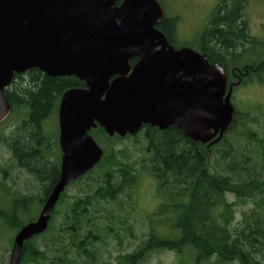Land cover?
<instances>
[{
  "label": "trees",
  "instance_id": "trees-1",
  "mask_svg": "<svg viewBox=\"0 0 264 264\" xmlns=\"http://www.w3.org/2000/svg\"><path fill=\"white\" fill-rule=\"evenodd\" d=\"M246 3L221 0L201 32L189 42H178L176 17L163 12L156 27L174 48L188 46L205 54L210 62L220 63L226 71L227 87L231 85L233 91L264 73V39L250 36ZM249 51L256 58L236 64V58ZM22 75L32 80L14 81ZM10 84L4 90L10 116L20 110L26 113L1 140L7 138L23 162L44 169L43 154L37 155L46 144L40 123L56 111L65 89L85 84L75 76L51 77L37 68L14 73ZM253 120L248 112L234 108L223 136L211 143L192 140L175 126L160 129L144 124L137 135L124 136H110L99 125L91 128L88 132L95 140L106 137L109 141L106 149L101 147L103 154L94 165L100 164V169L93 172L92 166L79 177L78 187L60 198L61 207L52 212L46 230L24 241L20 264H96L98 245H107L106 239L116 240L121 247L120 241L128 233L124 212L129 215L137 210L139 172L155 179L158 199L146 238L134 251L119 255L123 264H140L154 250L181 255L188 250L193 256L190 264H264V152L247 145L234 150L232 141L225 142L228 135L254 137L250 129ZM115 140L121 145L128 142L117 150L110 144ZM56 162L58 159H54L53 177ZM228 194L235 199L229 200ZM247 201L250 206L238 217L236 205ZM2 217L9 223L15 221L14 214L0 212V221ZM160 225H167L171 232H162ZM18 230L0 226V232H12L10 246ZM4 259L2 254L0 264H7Z\"/></svg>",
  "mask_w": 264,
  "mask_h": 264
},
{
  "label": "water",
  "instance_id": "water-1",
  "mask_svg": "<svg viewBox=\"0 0 264 264\" xmlns=\"http://www.w3.org/2000/svg\"><path fill=\"white\" fill-rule=\"evenodd\" d=\"M162 15L157 0H0V122L14 73L37 68L85 84L61 96L60 176L37 219L14 235L8 264H20L24 241L46 230L64 187L100 160L91 128L124 136L175 125L202 143L223 136L234 113L224 67L174 48L156 27Z\"/></svg>",
  "mask_w": 264,
  "mask_h": 264
},
{
  "label": "rangeland",
  "instance_id": "rangeland-1",
  "mask_svg": "<svg viewBox=\"0 0 264 264\" xmlns=\"http://www.w3.org/2000/svg\"><path fill=\"white\" fill-rule=\"evenodd\" d=\"M157 1L161 4L165 15L177 18V40H179V43H185L194 40L197 34L201 32L213 9L221 0ZM245 15L248 21V32L250 36L257 39H264V0H247ZM255 58L256 56L249 51L243 53L242 56L237 57V61L235 62L236 64H244ZM231 103L240 113L248 112L250 117L254 119L250 125L254 137L246 139L242 136L236 137L228 135L227 141L225 142L228 143L232 141L234 150H238L242 146L247 145V147L250 148H257L259 152H264V73H262L259 78H255L243 85L236 86L231 95ZM56 126V117L55 115H51L47 123L48 132H55ZM234 137L236 138V141L234 140ZM124 141L125 142H123L122 145L128 142V140ZM96 142L103 149H106L109 146V141L106 137H100L96 139ZM110 144L114 145L117 150L122 147V145L117 143L116 140L110 142ZM222 148L225 149L226 145L223 144ZM2 155L7 156V152H5L0 145V157ZM99 165L93 167V172L100 169ZM150 176L149 173L139 172V178L135 187V203L137 210L134 213H130L133 215H128V211L124 212V216L127 218L125 221L127 222L128 233L120 241L121 247H119L116 240L110 237L106 239L107 245H98V261L96 264H123V259L119 255L134 251L141 244L142 240L146 238L149 232L151 216L155 211L158 199L155 179ZM69 189L71 192L72 188ZM227 197L229 200L235 199L230 194H228ZM249 206V201L244 204L238 203L236 205L237 216L239 217L240 212L247 209ZM160 230L166 233L171 232L167 225H160ZM11 234V231L0 232V262L1 255L4 254L7 264L11 251V246L8 244ZM37 240L39 241L41 238H38ZM5 250H7L6 253H4ZM192 258L193 256L190 255L188 250L182 255L177 254L172 250H154L147 254L140 264H190ZM211 262H214V257L211 258ZM206 264L209 263L207 262ZM227 264L238 263L237 261H234Z\"/></svg>",
  "mask_w": 264,
  "mask_h": 264
},
{
  "label": "flooded vegetation",
  "instance_id": "flooded-vegetation-1",
  "mask_svg": "<svg viewBox=\"0 0 264 264\" xmlns=\"http://www.w3.org/2000/svg\"><path fill=\"white\" fill-rule=\"evenodd\" d=\"M132 59L129 60V66L131 70L137 61L136 57ZM131 70L128 72V74L131 72ZM25 80H32V78L29 77L28 79V77L22 75L14 79L15 82ZM8 86L11 87L12 84ZM66 90L67 89H65L64 91ZM61 96L56 104V111H54L40 123L41 132L43 134L44 141H46V144L44 143L45 146L43 144V148L38 150L37 155L43 154L40 159L43 160L42 165L44 169L41 168L42 166H35L31 163V161L24 160L23 162L15 155L12 147L8 145L7 138L6 142L1 140V138L6 137L10 133H12L16 125L24 119V115L26 112L20 110L16 115L11 117L9 111L7 116L0 122V145L2 146L3 150L7 152V156L2 155L0 157V212L14 214L15 219V221L13 220L12 223H9L2 217L0 225H3V227L9 226L20 229L23 225L31 221H35L45 202L47 201L50 193L52 192L54 185L59 179L62 151L59 144L60 129L58 120V108ZM51 115H55L57 121L56 130L55 132L53 131V133L48 132L47 130V123ZM54 159H58V163L56 162L55 164L56 177L52 176ZM38 170L45 171L46 175L45 173L42 174V172ZM79 183L80 180L78 177L64 187V189L59 194L52 212L59 210V208L61 207V204L59 203L60 198L69 195V193H72ZM69 188H72L71 192L69 191ZM51 215L48 223L51 220Z\"/></svg>",
  "mask_w": 264,
  "mask_h": 264
}]
</instances>
